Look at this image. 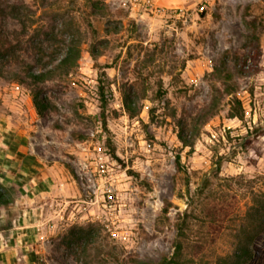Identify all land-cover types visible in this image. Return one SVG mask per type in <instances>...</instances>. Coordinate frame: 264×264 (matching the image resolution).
<instances>
[{
  "label": "rangeland",
  "instance_id": "1",
  "mask_svg": "<svg viewBox=\"0 0 264 264\" xmlns=\"http://www.w3.org/2000/svg\"><path fill=\"white\" fill-rule=\"evenodd\" d=\"M104 1L106 15L91 13L89 0H0V45L4 36L15 44L0 54V123L56 175L51 195L20 187L16 222L38 206L31 264H158L174 253L182 218L184 258L219 264L264 192V0ZM73 41L81 57L42 84L52 110L40 116L14 78L50 55L55 66ZM100 81L117 152L151 186L108 154ZM236 98L244 119L232 116ZM251 249L246 264H264V233Z\"/></svg>",
  "mask_w": 264,
  "mask_h": 264
},
{
  "label": "trees",
  "instance_id": "2",
  "mask_svg": "<svg viewBox=\"0 0 264 264\" xmlns=\"http://www.w3.org/2000/svg\"><path fill=\"white\" fill-rule=\"evenodd\" d=\"M91 6V13L96 14L100 12L101 14H107L108 4L104 0H89ZM0 13L3 15L5 10H0ZM90 26L93 28V31L96 33V29L93 27L91 21ZM94 39L98 41L99 44H105V41L102 39H97L94 35ZM97 43V42H96ZM94 42L90 47L92 56L97 59L101 53L98 49V46ZM15 44L9 39L8 36H4V39L0 45V54L6 55V52L11 48H14ZM81 57V45L77 41L69 43L66 47V51L63 53V56L59 59V62L53 66V62L58 59V56L50 55L48 60L41 59L40 66L41 70H34L32 66H29L26 72V76L23 77L20 73L14 78L20 83L24 84L27 88L30 89L31 95L33 98V103L36 107V110L40 116H44L47 112L52 110L51 103L49 99L43 95V87L51 73L54 72V69L57 67H67L72 68L77 65ZM105 74V73H104ZM99 94L101 100V113L100 121L106 132H108L107 138V147L108 154L110 157L122 165L126 172L139 180L142 184L146 186H151L150 183L141 179V174L138 171L130 168L124 159H122L115 145V142L112 139L111 131L108 127L107 120V108L109 105V94L108 90L103 84V81L99 83ZM231 91H228V94H231ZM132 92H124V106L126 111L131 117H134L138 114V108L136 107V99L133 97ZM156 97L160 102L167 101V91L164 88L163 81H160L159 88L156 93ZM236 103L238 107L232 113L233 117H238L239 119H244L245 110L242 106V103L239 99L236 98ZM154 107L149 109L150 114L153 115ZM184 138V137H183ZM184 142L187 144V140L184 138ZM178 164L181 166V157H177ZM21 184L18 182H3L0 180V231L8 232L16 224V205L19 193L21 191ZM1 212H4V220L1 219ZM178 227V239L175 243V251L172 255H164L163 258L159 261L158 264H192L188 258H184V243L181 237L185 236L186 229L188 228V221L185 218H182L181 221L177 223ZM261 233H264V192L257 193L253 196V203L250 210L248 211L247 216L243 219L240 228L235 235L236 247L233 252L223 255L220 259L219 264H246L253 256L251 245L257 236ZM126 259H119L116 261V264H127ZM132 264H150L148 261L140 260L137 258L132 259Z\"/></svg>",
  "mask_w": 264,
  "mask_h": 264
},
{
  "label": "crops",
  "instance_id": "3",
  "mask_svg": "<svg viewBox=\"0 0 264 264\" xmlns=\"http://www.w3.org/2000/svg\"><path fill=\"white\" fill-rule=\"evenodd\" d=\"M39 164L22 142L12 138L0 123V180L20 183L31 197L51 195L56 181L55 167ZM31 206V209L23 210L25 212L18 216V222L8 233L0 231V264H31L29 240L32 238V225L37 220L34 211L38 208Z\"/></svg>",
  "mask_w": 264,
  "mask_h": 264
},
{
  "label": "built area",
  "instance_id": "4",
  "mask_svg": "<svg viewBox=\"0 0 264 264\" xmlns=\"http://www.w3.org/2000/svg\"><path fill=\"white\" fill-rule=\"evenodd\" d=\"M87 166V165H86ZM84 167H85V165H84Z\"/></svg>",
  "mask_w": 264,
  "mask_h": 264
}]
</instances>
